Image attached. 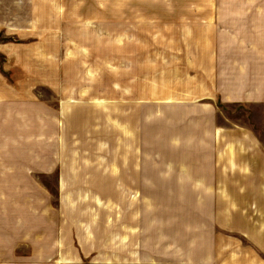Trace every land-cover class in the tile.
I'll list each match as a JSON object with an SVG mask.
<instances>
[{"label":"rangeland","instance_id":"374dc122","mask_svg":"<svg viewBox=\"0 0 264 264\" xmlns=\"http://www.w3.org/2000/svg\"><path fill=\"white\" fill-rule=\"evenodd\" d=\"M264 264V0L0 3V262Z\"/></svg>","mask_w":264,"mask_h":264},{"label":"crops","instance_id":"0c3cea01","mask_svg":"<svg viewBox=\"0 0 264 264\" xmlns=\"http://www.w3.org/2000/svg\"><path fill=\"white\" fill-rule=\"evenodd\" d=\"M5 0H0V3L3 2ZM0 264H20L18 262H14V261H11V260H7L5 262H0Z\"/></svg>","mask_w":264,"mask_h":264}]
</instances>
